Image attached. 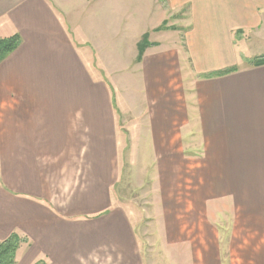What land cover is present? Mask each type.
<instances>
[{
  "label": "crops",
  "instance_id": "0c3cea01",
  "mask_svg": "<svg viewBox=\"0 0 264 264\" xmlns=\"http://www.w3.org/2000/svg\"><path fill=\"white\" fill-rule=\"evenodd\" d=\"M142 1L0 0V37H21L0 62V240L27 239L16 264H149L135 215L113 198L132 105L117 106L120 78L110 74L124 71L146 93L149 71L172 51L150 40L158 45L136 62L138 42L158 26L143 30L141 13L154 7ZM209 2L185 24L190 92L172 104L184 124L160 113L155 125L150 113L138 147L195 133L197 203L182 215L159 206L165 264H264V64L238 57L242 41L264 38V0Z\"/></svg>",
  "mask_w": 264,
  "mask_h": 264
},
{
  "label": "rangeland",
  "instance_id": "374dc122",
  "mask_svg": "<svg viewBox=\"0 0 264 264\" xmlns=\"http://www.w3.org/2000/svg\"><path fill=\"white\" fill-rule=\"evenodd\" d=\"M209 1L215 4V0H151L149 3L144 0L138 3L142 10L143 7L145 9L153 4L152 15L141 13L139 23L143 30L155 23L157 27L162 26L159 30H156L157 27L150 28L146 33H150L149 41L161 40L164 49L171 48L169 55L162 54L167 57L166 63L169 65H161L160 69L153 67L149 71L146 93L142 89L137 92L136 87L128 85L129 78L124 71L118 75L110 74L112 81L115 76L120 78V84L112 85L117 106L123 108L122 102L125 104V100L126 108L132 105L131 114L127 115L128 126L123 123V126L127 127L126 132L121 129V136L119 135L120 174L113 188V198L135 215V220L138 221L137 234L149 264H165L166 259L168 231L159 207L161 200L167 209H175L173 213L176 215L179 212L182 215V206L187 203L192 204L194 200L197 203V160L193 159L195 148L189 145L190 137L194 139L195 133L187 132L182 135L181 132L176 133V128L173 146L169 147L167 142L161 139L159 147L139 148L141 142L145 144L144 137H141L145 133L141 118L144 119L152 113L154 124L157 125V115L162 113L163 118L169 117L171 121L174 118L175 127L184 124V108L181 106L175 113L172 104L175 103L174 98L179 97V93L182 95L183 92H190V82L185 77V72L192 64L185 46V24L187 26L191 21L188 19L190 12L205 11ZM113 45L122 46V43H114L111 47ZM258 54L264 56L263 37L251 36L239 44L238 57L242 61H247V57L244 58L246 55L253 56L254 59L259 57ZM114 66L105 67L107 74L110 69L118 68ZM141 91L145 97L144 104L134 105V99H141ZM175 93L177 94L173 95ZM181 104L180 99L179 105ZM136 113L139 115H135Z\"/></svg>",
  "mask_w": 264,
  "mask_h": 264
},
{
  "label": "trees",
  "instance_id": "16d2710c",
  "mask_svg": "<svg viewBox=\"0 0 264 264\" xmlns=\"http://www.w3.org/2000/svg\"><path fill=\"white\" fill-rule=\"evenodd\" d=\"M161 27H157L156 30L161 29ZM175 28L176 27H171V29ZM20 42L21 37L18 33L6 37H0V62L12 53L20 45ZM155 45H157L155 42L149 41V34L145 33L137 44L138 53L136 62L141 61L142 56L148 47ZM252 63L257 66L263 65L264 56L254 58ZM232 70L233 68L226 69L218 74L223 75L231 72ZM25 243H27V239L17 233H12L7 238L0 240V264H16L17 251ZM35 264L42 263L37 262Z\"/></svg>",
  "mask_w": 264,
  "mask_h": 264
}]
</instances>
